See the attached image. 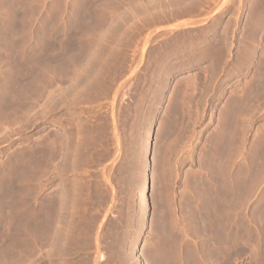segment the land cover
Segmentation results:
<instances>
[{
	"label": "rangeland",
	"instance_id": "rangeland-1",
	"mask_svg": "<svg viewBox=\"0 0 264 264\" xmlns=\"http://www.w3.org/2000/svg\"><path fill=\"white\" fill-rule=\"evenodd\" d=\"M1 108L0 264H264V0H0Z\"/></svg>",
	"mask_w": 264,
	"mask_h": 264
},
{
	"label": "bare ground",
	"instance_id": "bare-ground-1",
	"mask_svg": "<svg viewBox=\"0 0 264 264\" xmlns=\"http://www.w3.org/2000/svg\"><path fill=\"white\" fill-rule=\"evenodd\" d=\"M24 69V68H23ZM23 71H25V70H23ZM32 84H33V82H32ZM5 100H3V102L5 103L4 105H6L5 107H11L12 105H14V104H17V103H19V101L21 100L20 99V97L19 96H17V95H14L13 97L12 96H6L5 98H4ZM17 106L18 105H16V108H17ZM2 109H7V110H9L10 108H1L0 110H2ZM2 117H4V116H2ZM5 119V118H4ZM224 130V129H223ZM229 131V130H228ZM225 150V149H224ZM223 177V176H222ZM228 181V180H227ZM141 196L143 195V194H145V192H144V190H142L141 191ZM225 208V207H224ZM222 210V209H221ZM223 210H225V209H223ZM223 212V211H222ZM225 213H226V211H225ZM225 213H223V214H225ZM218 214H220V212L218 213ZM196 216V215H195ZM218 216V215H217ZM223 216V215H222ZM218 218V217H217ZM227 217L225 216V219H226ZM213 219V218H212ZM214 220H216V219H214ZM218 221H219V219H218ZM212 222V221H211ZM225 223H227V220H226V222ZM228 224H229V222L227 223V225H225V226H223L222 227V230H221V235H222V238H223V240H224V248L222 247V254H225V258L222 260V262H220V259H217L218 261H216V262H219V263H217V264H227L228 263V261H230L229 259H228V257L229 256H227V254H228V252H229V250H228V246H229V241L231 240V236H230V238L228 239V237H229V233L230 232H228ZM221 225V224H220ZM218 228V227H217ZM231 228V227H230ZM218 230V229H217ZM230 231V230H229ZM219 233V232H218ZM218 237V236H217ZM221 238V239H222ZM213 243H214V240H213ZM222 243H223V241H222ZM215 246V245H214ZM217 246V245H216ZM209 247V246H208ZM230 247V246H229ZM215 248V247H214ZM211 249V248H210ZM230 249V248H229ZM217 250H219V249H214L213 250V252L214 251H217ZM211 251V250H210ZM212 252V253H213ZM220 252V251H219ZM218 253V252H217ZM216 253V254H217ZM220 254V253H219ZM215 255V254H214ZM228 255H230V254H228ZM206 256V255H205ZM211 256H213V254H211ZM211 256H210V258H211ZM218 256V255H217ZM224 256V255H223ZM215 258H216V256H214ZM214 257H212V258H214ZM202 258H204V257H202ZM207 258V257H206ZM203 262H204V260H203ZM215 262V263H216ZM210 263V262H209ZM198 264H199V262H198ZM208 264V263H207ZM214 264V263H213ZM229 264V263H228Z\"/></svg>",
	"mask_w": 264,
	"mask_h": 264
},
{
	"label": "water",
	"instance_id": "water-1",
	"mask_svg": "<svg viewBox=\"0 0 264 264\" xmlns=\"http://www.w3.org/2000/svg\"><path fill=\"white\" fill-rule=\"evenodd\" d=\"M154 139H155V133H154V135H153V141H152V145H151L150 160L152 159L153 150H154Z\"/></svg>",
	"mask_w": 264,
	"mask_h": 264
}]
</instances>
